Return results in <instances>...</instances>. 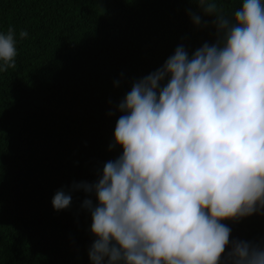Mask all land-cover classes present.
Returning <instances> with one entry per match:
<instances>
[{"label": "clouds", "instance_id": "obj_1", "mask_svg": "<svg viewBox=\"0 0 264 264\" xmlns=\"http://www.w3.org/2000/svg\"><path fill=\"white\" fill-rule=\"evenodd\" d=\"M192 2L214 18L215 42L191 54L178 45L134 80L108 113H121L109 150L122 154L95 182H73L52 198L60 211L73 192L94 194L95 203H82L95 237L91 264H264V244L230 240L223 223L264 215V0H242L231 17L216 0ZM17 55L9 26L0 32V73L17 67Z\"/></svg>", "mask_w": 264, "mask_h": 264}, {"label": "trees", "instance_id": "obj_2", "mask_svg": "<svg viewBox=\"0 0 264 264\" xmlns=\"http://www.w3.org/2000/svg\"><path fill=\"white\" fill-rule=\"evenodd\" d=\"M216 2L231 17L242 0ZM213 19L192 0H0V32L15 28L18 52L0 73V264H91L82 203L94 194L75 191L60 211L52 198L122 154L109 150L121 115L109 111L178 45L214 43ZM223 223L230 240L264 244V215Z\"/></svg>", "mask_w": 264, "mask_h": 264}]
</instances>
